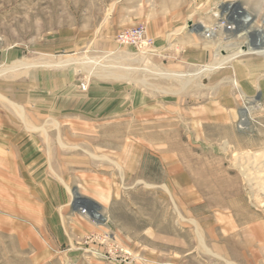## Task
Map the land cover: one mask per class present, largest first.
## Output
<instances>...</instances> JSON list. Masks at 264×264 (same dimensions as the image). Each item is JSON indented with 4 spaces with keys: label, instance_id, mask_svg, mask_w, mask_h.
<instances>
[{
    "label": "rangeland",
    "instance_id": "374dc122",
    "mask_svg": "<svg viewBox=\"0 0 264 264\" xmlns=\"http://www.w3.org/2000/svg\"><path fill=\"white\" fill-rule=\"evenodd\" d=\"M150 2L0 0V264H264V53L167 68L119 40Z\"/></svg>",
    "mask_w": 264,
    "mask_h": 264
},
{
    "label": "crops",
    "instance_id": "0c3cea01",
    "mask_svg": "<svg viewBox=\"0 0 264 264\" xmlns=\"http://www.w3.org/2000/svg\"><path fill=\"white\" fill-rule=\"evenodd\" d=\"M137 4L138 0H134ZM148 3L141 19L147 28V37L152 40L149 47L154 60L167 68L181 70L191 66L210 64L217 50V42L205 38L202 32H195L190 24L209 25L214 10V0H194L181 2L171 0H152ZM252 10L264 8V1L257 0L247 4ZM137 18H139L137 16ZM177 73H182L178 71ZM112 87V86H111ZM110 87L111 98L117 99L113 88ZM129 89H126V92ZM166 98L147 94L143 89H131L125 96L127 106H163L160 100ZM166 105V104H165Z\"/></svg>",
    "mask_w": 264,
    "mask_h": 264
},
{
    "label": "built area",
    "instance_id": "2783aa9c",
    "mask_svg": "<svg viewBox=\"0 0 264 264\" xmlns=\"http://www.w3.org/2000/svg\"><path fill=\"white\" fill-rule=\"evenodd\" d=\"M220 14H219V19L217 21V23H215L214 25H205V24H201L203 29L201 31L197 30L198 24L195 23H191L190 27L193 31L195 32H202V34L205 36V38L207 39H212L217 35V32L220 31H228V32H235L236 30V25L233 22V20H231V13L230 10H220ZM237 16V15H235ZM247 18V17H246ZM245 18V19H246ZM238 19L240 21H243L244 17L243 16H238ZM244 23H246L247 21L244 20ZM256 27V28H255ZM253 31H257V36H255L254 40L258 43V40L264 36V16L260 19H257L255 17V22L251 23L250 26H247L246 29L241 30V35H244V37L246 38L247 41H245L246 44H250V42H252L253 40H251L250 38V33L252 30ZM264 38V37H263ZM119 40L123 43L126 44H130L136 47H147L150 46L152 44V40L149 39L147 37V28L144 24H140L137 25L135 27H132L124 32H122L119 35ZM83 88L86 89L87 86L83 85ZM79 210V212L84 215L87 216L88 218H93L95 219L96 216L95 214L91 211V209L87 206H80L79 208H77ZM98 219V218H97ZM96 220V219H95ZM104 240L106 241V239L104 238ZM119 251L118 246L113 243L111 245L110 248V253L112 256L115 257H111L110 262L111 264H121V262L124 261L123 258H121L117 252Z\"/></svg>",
    "mask_w": 264,
    "mask_h": 264
},
{
    "label": "bare ground",
    "instance_id": "6f19581e",
    "mask_svg": "<svg viewBox=\"0 0 264 264\" xmlns=\"http://www.w3.org/2000/svg\"><path fill=\"white\" fill-rule=\"evenodd\" d=\"M225 10H230V15H231V20H233V22L235 23L236 25V30L235 32H242L241 30H243L245 27L247 26H250L251 23H254L255 22V16H252L250 13H248L244 7L238 5V4H235L234 3H231V4H227L226 5V8L224 7ZM237 15V16H235ZM238 16H243L244 20H246L247 22L244 23L243 21H240L238 19ZM247 17V18H246ZM246 18V19H245ZM203 29L202 25H199L197 27V30L201 31ZM251 33L254 34H257V31H251ZM252 35V34H251ZM264 36H262L258 43L253 40L251 45H249V47H247L246 49H242V50H239L238 52L236 51L235 54H232V55H229L228 57L226 56L227 59H231L233 58L234 56H237L238 54H241V53H264ZM230 61V60H229ZM250 109L249 107H246L242 110V117H241V120L242 123L246 122L247 121V118L250 114ZM245 124V123H244ZM89 202L87 201V199H85L83 196H81V194L79 192H76L75 193V207L76 208H79L81 205L84 206V205H87L89 208ZM92 207V206H91ZM91 209V208H90ZM97 210H99V207L94 206V208L92 207L91 211L95 214L96 216V220H103L104 221V218L102 216V214L100 212H98ZM98 218V219H97ZM94 219V220H95Z\"/></svg>",
    "mask_w": 264,
    "mask_h": 264
}]
</instances>
